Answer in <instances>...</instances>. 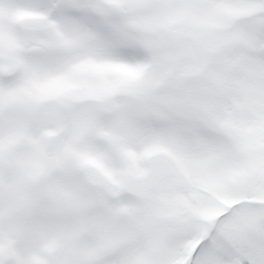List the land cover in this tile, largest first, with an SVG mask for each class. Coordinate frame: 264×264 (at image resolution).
I'll list each match as a JSON object with an SVG mask.
<instances>
[{
    "label": "snow or ice",
    "instance_id": "snow-or-ice-1",
    "mask_svg": "<svg viewBox=\"0 0 264 264\" xmlns=\"http://www.w3.org/2000/svg\"><path fill=\"white\" fill-rule=\"evenodd\" d=\"M0 264H264V0H0Z\"/></svg>",
    "mask_w": 264,
    "mask_h": 264
}]
</instances>
